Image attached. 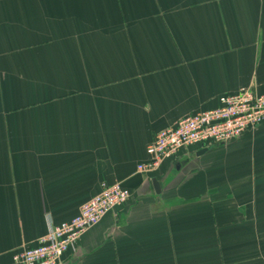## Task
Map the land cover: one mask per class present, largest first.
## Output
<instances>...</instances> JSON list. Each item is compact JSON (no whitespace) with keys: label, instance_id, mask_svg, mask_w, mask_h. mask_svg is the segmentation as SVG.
I'll return each mask as SVG.
<instances>
[{"label":"crops","instance_id":"1","mask_svg":"<svg viewBox=\"0 0 264 264\" xmlns=\"http://www.w3.org/2000/svg\"><path fill=\"white\" fill-rule=\"evenodd\" d=\"M245 87L264 94V0H0V264L103 183L131 199L61 264H264V122L138 170Z\"/></svg>","mask_w":264,"mask_h":264},{"label":"built area","instance_id":"2","mask_svg":"<svg viewBox=\"0 0 264 264\" xmlns=\"http://www.w3.org/2000/svg\"><path fill=\"white\" fill-rule=\"evenodd\" d=\"M220 104L215 110L190 116L158 133L147 148L149 161L139 165L138 170L151 173L190 149H208L238 141L264 122V94L251 87L222 97ZM130 199V191L120 184L103 183L100 192L71 220L60 224L49 220L48 231L38 240L37 246L14 255L12 264H61L62 258L88 230Z\"/></svg>","mask_w":264,"mask_h":264},{"label":"water","instance_id":"3","mask_svg":"<svg viewBox=\"0 0 264 264\" xmlns=\"http://www.w3.org/2000/svg\"><path fill=\"white\" fill-rule=\"evenodd\" d=\"M204 152L202 151L201 154H204ZM154 185H155L157 191L160 192V190H159V184L157 183V181H154Z\"/></svg>","mask_w":264,"mask_h":264}]
</instances>
